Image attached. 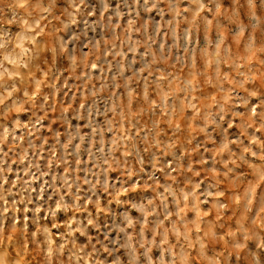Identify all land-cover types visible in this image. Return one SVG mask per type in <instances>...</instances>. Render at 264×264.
Returning <instances> with one entry per match:
<instances>
[{
  "label": "rangeland",
  "instance_id": "1",
  "mask_svg": "<svg viewBox=\"0 0 264 264\" xmlns=\"http://www.w3.org/2000/svg\"><path fill=\"white\" fill-rule=\"evenodd\" d=\"M0 264H264V0H0Z\"/></svg>",
  "mask_w": 264,
  "mask_h": 264
}]
</instances>
